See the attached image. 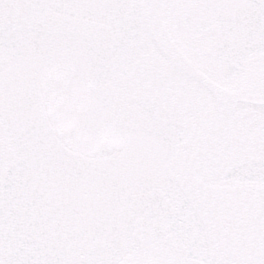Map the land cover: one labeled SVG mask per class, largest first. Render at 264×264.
Wrapping results in <instances>:
<instances>
[{
  "label": "snow or ice",
  "instance_id": "snow-or-ice-1",
  "mask_svg": "<svg viewBox=\"0 0 264 264\" xmlns=\"http://www.w3.org/2000/svg\"><path fill=\"white\" fill-rule=\"evenodd\" d=\"M0 264H264V0H0Z\"/></svg>",
  "mask_w": 264,
  "mask_h": 264
}]
</instances>
